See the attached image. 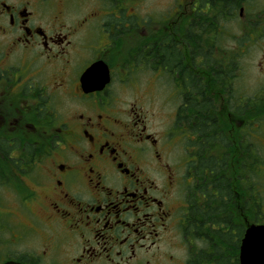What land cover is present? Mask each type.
I'll return each mask as SVG.
<instances>
[{
    "label": "flooded vegetation",
    "instance_id": "1",
    "mask_svg": "<svg viewBox=\"0 0 264 264\" xmlns=\"http://www.w3.org/2000/svg\"><path fill=\"white\" fill-rule=\"evenodd\" d=\"M149 2L0 0V264H240L257 214L247 163L264 148V82L240 89L234 51L242 58L258 48L264 79V9L162 0L157 13ZM96 65L99 88L89 91L82 76ZM143 68L170 82L174 113L146 108ZM194 79L197 99L211 100L213 160L230 171L241 164L229 227L200 228L192 218L191 164L203 142L186 110ZM249 108L260 116L251 126Z\"/></svg>",
    "mask_w": 264,
    "mask_h": 264
},
{
    "label": "trees",
    "instance_id": "2",
    "mask_svg": "<svg viewBox=\"0 0 264 264\" xmlns=\"http://www.w3.org/2000/svg\"><path fill=\"white\" fill-rule=\"evenodd\" d=\"M205 25L203 24V26ZM193 32L194 35L189 33L188 38L192 43H195L196 31L194 30ZM176 52L174 51V53ZM194 55H196V52H194ZM194 84L196 85V79H194L193 86ZM187 104L186 110L189 113V119L196 125L195 134L196 136L200 134L203 141L199 146L198 160L196 159V163L191 164L194 166L193 176L196 183V189L192 193V201L193 203L196 202V205H199V207L195 208V214H193L192 218L196 220V225L200 222V228L203 226L208 229L209 224L217 227L224 224V226L229 227L232 221L236 223V216L232 215L230 205L238 202L235 192L237 188L242 187V181L240 178L237 179L236 171L239 174L241 164H233L234 169L230 171L226 169V163L215 162L212 154L207 152L208 148H210L208 145V134L212 121V116L209 113L211 100L204 95H201L200 100H198L196 97V87L194 86V89L189 90ZM249 156V160L252 161L248 164V173L250 175L253 169L254 173H256V164L259 163H256V156H252L251 153ZM197 181L199 184H197ZM255 186L256 184L251 181L250 177L248 179V197L255 198ZM194 194H196V201ZM238 196L240 197V194Z\"/></svg>",
    "mask_w": 264,
    "mask_h": 264
},
{
    "label": "rangeland",
    "instance_id": "3",
    "mask_svg": "<svg viewBox=\"0 0 264 264\" xmlns=\"http://www.w3.org/2000/svg\"><path fill=\"white\" fill-rule=\"evenodd\" d=\"M252 6V7H251ZM148 7L153 12H159L162 7V0H150ZM249 7L253 10L254 8H257L259 11H263L264 9V0H250ZM234 24L232 26V33L234 38L239 35V24L237 20L233 21ZM219 25L224 26L225 20H220ZM231 26V23H230ZM222 45L224 46L225 43V37L223 40L221 39ZM237 43H240V40H237ZM250 44V43H249ZM258 48H253L248 50L249 52L246 53L242 58L240 57L239 52L236 50L234 51V63H233V81L236 82L237 85H239L240 89L242 90L244 87L249 86L250 91H254L257 88V84L260 82H264V79L260 77L257 74L258 70V62L256 60V56L258 54ZM248 55V56H247ZM247 56V57H246ZM246 57V58H245ZM137 86H140L139 89L144 90L146 95L148 96V99L150 102L146 106L147 109H149L151 112L158 113L161 111H164L165 113H174V110L179 105V99L177 96V93H174V90H172V87L169 85L170 82L167 81L166 77H162L159 80H154L152 78V74L149 73L148 69H141L137 76ZM124 99L132 100L134 97H132V91L130 89V86L126 85V90L123 94ZM238 99V95H237ZM257 112L251 111L249 108L248 113V120H249V126L256 122H260V116H257ZM255 118V119H254ZM166 124H173V119L170 116L169 118H165ZM154 123L156 125L161 124L159 119H155ZM165 123V121H164ZM264 127V124L262 125ZM261 153H262V159L264 160V148L261 147ZM208 153H211V149L208 148ZM176 158L178 160L181 159V153L178 151L175 154ZM252 161H248L247 163V169L248 164ZM256 162V161H255ZM257 163V162H256ZM257 170L256 173H254V169L251 172V181L253 183H258L259 186L256 187V195L254 200H252V197H248L249 204L252 207V212L254 214L259 213L261 216L260 218L258 215L254 217V215L251 217V220H258L262 221L264 220V164H256ZM253 168V167H252ZM249 171V169H248ZM259 187V189H257ZM249 220V219H248Z\"/></svg>",
    "mask_w": 264,
    "mask_h": 264
},
{
    "label": "water",
    "instance_id": "4",
    "mask_svg": "<svg viewBox=\"0 0 264 264\" xmlns=\"http://www.w3.org/2000/svg\"><path fill=\"white\" fill-rule=\"evenodd\" d=\"M98 65L89 68L85 74L82 82L93 85V89L96 90L95 75L99 68ZM105 67V66H104ZM104 74H100L105 83L108 81V73L106 67L104 68ZM102 71V68L100 69ZM240 264H264V225H251L247 228L242 245L240 247Z\"/></svg>",
    "mask_w": 264,
    "mask_h": 264
}]
</instances>
